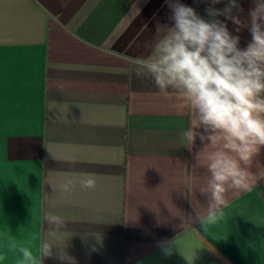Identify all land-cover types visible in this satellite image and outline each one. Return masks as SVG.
I'll return each mask as SVG.
<instances>
[{
	"label": "crops",
	"instance_id": "obj_1",
	"mask_svg": "<svg viewBox=\"0 0 264 264\" xmlns=\"http://www.w3.org/2000/svg\"><path fill=\"white\" fill-rule=\"evenodd\" d=\"M180 2L205 19L227 4ZM238 3L247 23L253 0ZM170 16L168 0H0V264H18L8 236L51 243L43 264H264V180L226 186L202 223L211 173L194 167L199 139L183 145L186 102L133 74L147 71L137 58L158 59ZM225 22L246 47L247 28ZM248 170L264 173V148ZM86 174L96 186L83 191ZM49 213L65 221L54 234Z\"/></svg>",
	"mask_w": 264,
	"mask_h": 264
},
{
	"label": "clouds",
	"instance_id": "obj_2",
	"mask_svg": "<svg viewBox=\"0 0 264 264\" xmlns=\"http://www.w3.org/2000/svg\"><path fill=\"white\" fill-rule=\"evenodd\" d=\"M220 2L211 0L212 5ZM168 4L172 25L157 28L164 32L154 47L158 59L150 62L152 52L137 58L135 65L147 71L137 67L133 74L137 79L150 78L161 95L168 96L170 89L175 90L177 97L186 102L189 124L181 132L183 145L191 150L199 139L194 167H206L211 173L209 212L207 217L197 218L202 223L214 221L227 205L226 186L239 192L250 190L258 179L264 180V173L255 176L248 170L264 148V0H253L247 23L240 19L243 9L238 0H227L223 9L210 6L206 9L207 19L180 0H168ZM133 11L138 9L133 6ZM221 15L236 26L235 32L247 28L251 40L246 47L239 46V36L218 19ZM79 184L83 191L93 189L96 177L86 174ZM73 186L74 181L68 178L60 188L70 193ZM49 206H55L51 199ZM45 220L55 226L51 234L65 222L52 213ZM5 247L18 256V264H43L44 258L53 255L48 241H41L33 249L8 236ZM164 251L171 254L170 249ZM57 258L65 257L61 253ZM4 259L5 255L0 254V261Z\"/></svg>",
	"mask_w": 264,
	"mask_h": 264
}]
</instances>
